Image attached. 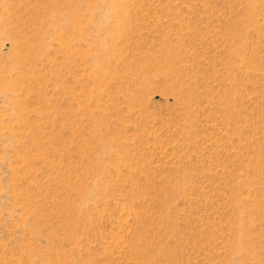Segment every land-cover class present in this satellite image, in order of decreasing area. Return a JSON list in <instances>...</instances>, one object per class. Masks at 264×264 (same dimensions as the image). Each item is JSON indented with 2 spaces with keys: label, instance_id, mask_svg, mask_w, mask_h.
<instances>
[{
  "label": "rangeland",
  "instance_id": "rangeland-1",
  "mask_svg": "<svg viewBox=\"0 0 264 264\" xmlns=\"http://www.w3.org/2000/svg\"><path fill=\"white\" fill-rule=\"evenodd\" d=\"M0 264H264V0H0Z\"/></svg>",
  "mask_w": 264,
  "mask_h": 264
},
{
  "label": "bare ground",
  "instance_id": "bare-ground-1",
  "mask_svg": "<svg viewBox=\"0 0 264 264\" xmlns=\"http://www.w3.org/2000/svg\"><path fill=\"white\" fill-rule=\"evenodd\" d=\"M26 49V48H25ZM32 50V49H31ZM28 55V54H27ZM31 56V55H30Z\"/></svg>",
  "mask_w": 264,
  "mask_h": 264
}]
</instances>
